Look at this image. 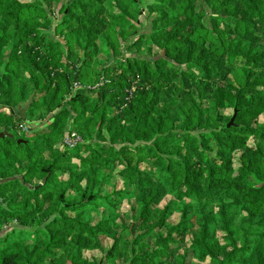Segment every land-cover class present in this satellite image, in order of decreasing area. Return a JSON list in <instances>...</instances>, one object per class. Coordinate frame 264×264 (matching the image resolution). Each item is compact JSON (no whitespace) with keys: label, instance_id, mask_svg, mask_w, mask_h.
Returning <instances> with one entry per match:
<instances>
[{"label":"trees","instance_id":"16d2710c","mask_svg":"<svg viewBox=\"0 0 264 264\" xmlns=\"http://www.w3.org/2000/svg\"><path fill=\"white\" fill-rule=\"evenodd\" d=\"M141 1L0 0V264H264V0Z\"/></svg>","mask_w":264,"mask_h":264},{"label":"rangeland","instance_id":"374dc122","mask_svg":"<svg viewBox=\"0 0 264 264\" xmlns=\"http://www.w3.org/2000/svg\"><path fill=\"white\" fill-rule=\"evenodd\" d=\"M141 2H143L142 3V6L141 7H143V5L146 3V2H151V0H142ZM147 13V12H146ZM148 15V14H147ZM141 17V16H140ZM142 18V17H141ZM20 114H22L23 115V112H21ZM38 117H39V115L38 114H35V116L33 117V118H29V117H27L26 119H31L34 123H35V121L38 119ZM262 120H264V119H262ZM25 121V120H24ZM20 123V122H19ZM31 123V122H30ZM37 125H39V124H36L35 123V126L33 125V127H36ZM23 131L26 133V132H28V133H26V134H32V132H31V129L30 128H26V127H24V129H23ZM73 134V133H72ZM71 135V129H70V127L69 128H67V131H66V138H65V144L68 146V147H70V148H73V147H71V146H69V144L67 143L68 142V137ZM79 138H80V142H84V139L81 137V136H78ZM44 181V180H43ZM43 183V182H42ZM41 183V184H42ZM118 187H117V189H123L124 188V186H123V184H122V182H120L118 179H116V181L114 182ZM170 199H171V197H168L164 202H163V204H162V207L166 204V203H168L169 201H170ZM133 206H134V203L133 202H123V204L120 206V210L122 211V212H131L132 211V208H133ZM179 219H180V216L179 215H175L174 217H173V219H172V223H174V224H176L178 221H179ZM112 244H113V240L112 239H108L107 240V242H106V246L109 248L110 246H112Z\"/></svg>","mask_w":264,"mask_h":264},{"label":"built area","instance_id":"2783aa9c","mask_svg":"<svg viewBox=\"0 0 264 264\" xmlns=\"http://www.w3.org/2000/svg\"><path fill=\"white\" fill-rule=\"evenodd\" d=\"M27 128H30L29 126H27ZM68 144L69 146L71 147H74L79 141H80V138L75 134H71L69 137H68Z\"/></svg>","mask_w":264,"mask_h":264},{"label":"water","instance_id":"95a60500","mask_svg":"<svg viewBox=\"0 0 264 264\" xmlns=\"http://www.w3.org/2000/svg\"><path fill=\"white\" fill-rule=\"evenodd\" d=\"M233 122V121H232ZM6 136H8V137H13V135H11V134H9V133H7V132H4V133H0V138H4V137H6ZM45 182H46V180H44L43 181V184H45Z\"/></svg>","mask_w":264,"mask_h":264}]
</instances>
